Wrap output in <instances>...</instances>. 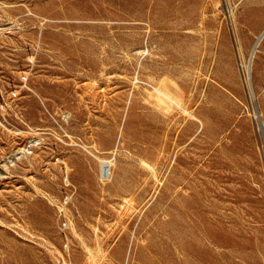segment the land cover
Here are the masks:
<instances>
[{"label": "rangeland", "instance_id": "obj_1", "mask_svg": "<svg viewBox=\"0 0 264 264\" xmlns=\"http://www.w3.org/2000/svg\"><path fill=\"white\" fill-rule=\"evenodd\" d=\"M263 32L264 0H0V264H264Z\"/></svg>", "mask_w": 264, "mask_h": 264}, {"label": "bare ground", "instance_id": "obj_2", "mask_svg": "<svg viewBox=\"0 0 264 264\" xmlns=\"http://www.w3.org/2000/svg\"><path fill=\"white\" fill-rule=\"evenodd\" d=\"M263 36H264V32H263ZM256 46V45H255ZM257 47V46H256ZM254 52V51H253ZM253 58V54H252V57H251V59ZM251 61V60H250ZM242 66V65H241ZM158 87H160V86H158ZM157 87V89H156V93H157V95H156V99H157V101H158V103L160 104V105H164V106H167V107H172V105L174 106V105H177V106H179V107H181L182 108V105L180 104V102L175 98V96H174V94L172 93V92H170L168 89H166V88H163V87H161V88H158ZM152 97H154V96H152ZM155 98V97H154ZM153 103V102H152ZM154 106H157V105H155V104H153ZM158 107V106H157ZM161 108V106L158 108V109H160ZM164 109V108H163ZM168 109H170V108H168ZM184 110V109H183ZM161 111H163L164 112V110H162L161 109ZM165 111H167V109L165 110ZM187 112V111H186ZM189 116V115H188ZM120 138H121V135H120ZM32 141V140H31ZM35 142V141H34ZM28 151V150H27ZM92 155V154H91ZM111 164H112V162H110V161H103L102 163H101V175H102V177L104 178V179H108L110 176H111ZM126 259H128V257L126 258ZM129 260V259H128Z\"/></svg>", "mask_w": 264, "mask_h": 264}]
</instances>
